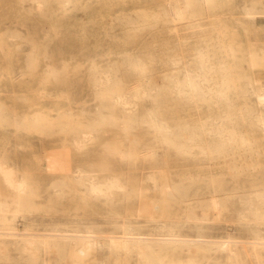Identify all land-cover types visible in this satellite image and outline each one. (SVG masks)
Segmentation results:
<instances>
[{
    "label": "rangeland",
    "instance_id": "374dc122",
    "mask_svg": "<svg viewBox=\"0 0 264 264\" xmlns=\"http://www.w3.org/2000/svg\"><path fill=\"white\" fill-rule=\"evenodd\" d=\"M174 7L185 16L174 19ZM194 41L206 46L200 49L211 62L224 64L215 80L227 78L235 116L264 113L252 93L264 91V0H47L44 13L33 0H0V160L29 182L22 210L14 206L8 221H0V264H160L113 254L107 245L81 255L41 240L87 227L115 234L121 224L141 232L172 225L189 237L236 241L232 254L162 250L169 260L264 264V245L253 243L264 239V219L252 213L257 206L264 212V204L251 203L254 192L264 193V133L237 118L233 128L251 145L227 142L215 150L218 138L202 126L208 117L220 122L224 102L216 96L186 102L171 86L184 64L194 66ZM106 74L111 86H98ZM18 86L24 94H1ZM117 93L137 95L131 111L108 98ZM152 108L159 120L195 138L185 151L159 138L146 116ZM18 112L24 119L13 122ZM110 179L121 188L105 195L93 190L92 183ZM10 194L0 180V198ZM212 195L222 197L220 213L208 206ZM30 233L28 254L17 240Z\"/></svg>",
    "mask_w": 264,
    "mask_h": 264
},
{
    "label": "bare ground",
    "instance_id": "6f19581e",
    "mask_svg": "<svg viewBox=\"0 0 264 264\" xmlns=\"http://www.w3.org/2000/svg\"><path fill=\"white\" fill-rule=\"evenodd\" d=\"M33 1L35 9L40 13H44L47 6V0ZM66 2H68V0H66ZM172 15H174V19L178 20L184 17L185 13L179 8L174 7ZM223 66V63L216 65L211 62L209 51L200 49V52L196 57H194V66L192 67L189 63L184 64L179 70L180 75L171 79L173 92L183 101L201 104L206 101L213 100L216 96L220 101L224 102L226 107L218 118L220 122H218L217 119L215 121V118L208 117L207 119H204L202 126L203 132L210 135L212 138H218L220 145L215 148L216 151H220L222 149L221 146L227 142H240L241 144L248 146L251 145V141L244 134L241 132L239 133L233 128L237 118L249 121L250 124L259 127L264 133V113L260 109H251L247 114L235 116L231 99L227 92V78L223 77L220 83L215 80V71L218 68H224ZM133 67L134 70L137 69V66ZM97 85L100 87H110V76L106 74L105 79L101 76ZM252 93L254 94L255 100L258 104H264L263 90L257 89ZM142 95L144 98H149L151 96L147 90H144ZM136 97L137 95L130 97L122 93H117L115 96L108 98H111L117 104H121L124 109L131 111L136 104ZM146 116L149 117L152 128L159 134V138L179 151H185V142H191L195 139L190 133H187L186 130L184 133H181L178 130L175 131L169 124L159 120L156 117L153 108L148 110ZM86 135L87 134H84L83 136L86 137ZM181 136L184 137L186 141H180L179 139ZM83 143L84 142L82 140H76L75 146L78 149H82ZM202 149L205 150L204 148ZM77 177L79 181L84 182L85 178L82 177L80 173H77ZM0 180L11 191L9 200L0 198V221L5 223L8 221V214L14 206L18 207V210H22L25 203L24 199L27 197L29 182L26 178L20 176L14 167L1 160ZM219 180L220 179L218 178L213 179V181ZM92 186L93 190H95L97 194L104 195L108 190L121 188V185L112 179L100 183H92ZM167 192L169 196H174L170 190L167 189ZM207 202L211 209L219 213L223 209L222 197L218 195L210 196ZM251 203L256 206L264 204V193L260 191L254 192L252 194ZM252 213L256 218L264 219V212H261L258 206L253 209ZM7 227L12 230L15 229L12 224ZM54 231L60 230L54 229ZM9 233L12 235L20 234L15 231H10ZM48 238H51L54 241L52 244L77 250V252L81 255L91 253L100 246L107 245L113 254L136 253L139 256L147 258L146 261H156L160 264H212V260L209 258L199 259L196 256H190L186 260H169L166 257H163L161 252L164 249H171L174 251L179 248L182 249L187 247L190 250H219L221 252H229L232 254L234 252V248L231 244L232 242H236L229 239H209L203 235L189 237L181 234L176 230L175 226L172 225H163L155 232H141L140 229L131 224H121L118 226V232L115 234L105 233L99 235L95 228L87 227L85 229H73L63 231L61 233L54 232L45 234L41 240L48 241ZM17 243L21 245L22 248L26 249L25 252L31 254V246L33 244L31 233L18 239ZM253 243L264 245V239H258L253 241Z\"/></svg>",
    "mask_w": 264,
    "mask_h": 264
},
{
    "label": "crops",
    "instance_id": "0c3cea01",
    "mask_svg": "<svg viewBox=\"0 0 264 264\" xmlns=\"http://www.w3.org/2000/svg\"><path fill=\"white\" fill-rule=\"evenodd\" d=\"M201 47H206L205 45H203L201 42L200 43H198V42H196V41H194L193 42V44H191L190 46H189V48L191 49V50H189V53H191L192 55H193V57H196L197 56V54L200 52V48ZM208 48V47H207ZM135 58H139L137 55H135ZM24 91H25V88H22L21 86H18V87H14V88H9V89H7V90H3L2 91V95H7V96H10V95H20V94H24ZM69 91V92H68ZM67 94H72L73 95V88H71V89H67ZM3 107H4V105H3ZM3 116H4V113L2 114ZM9 117H10V115H9ZM24 119V116L23 115H20V112H18V116L17 117H15L14 115H12V120H13V122L15 121V120H17V122L19 123L20 122V120H23ZM18 141H20V139L18 138ZM13 142H15V139H13ZM14 159V161L13 162H15V158H13ZM10 160V159H9ZM17 161V160H16ZM25 160L23 159V160H19L18 159V162H16L18 165L19 164H24L25 162H24Z\"/></svg>",
    "mask_w": 264,
    "mask_h": 264
}]
</instances>
